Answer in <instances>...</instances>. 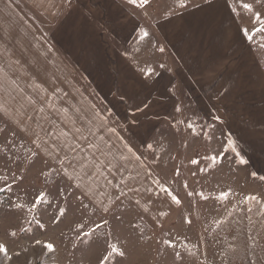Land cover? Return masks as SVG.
Returning a JSON list of instances; mask_svg holds the SVG:
<instances>
[{"label": "crops", "instance_id": "0c3cea01", "mask_svg": "<svg viewBox=\"0 0 264 264\" xmlns=\"http://www.w3.org/2000/svg\"><path fill=\"white\" fill-rule=\"evenodd\" d=\"M26 1L40 14L34 20L0 0V123L72 190L125 167L134 200L164 199L115 120L148 138L184 105L222 122L264 172V59L233 0L167 15L156 12L159 0Z\"/></svg>", "mask_w": 264, "mask_h": 264}, {"label": "rangeland", "instance_id": "374dc122", "mask_svg": "<svg viewBox=\"0 0 264 264\" xmlns=\"http://www.w3.org/2000/svg\"><path fill=\"white\" fill-rule=\"evenodd\" d=\"M10 1L33 20L40 16L26 0ZM204 1L154 4L167 15ZM233 2L264 59V0ZM196 112L194 105L176 106L148 138L115 120L162 183L163 203L134 200L125 167L104 169L110 181L83 178L72 190L0 123V243L7 248L0 264H264V172L222 122ZM134 187L148 194L146 186Z\"/></svg>", "mask_w": 264, "mask_h": 264}, {"label": "snow or ice", "instance_id": "6c2138e0", "mask_svg": "<svg viewBox=\"0 0 264 264\" xmlns=\"http://www.w3.org/2000/svg\"><path fill=\"white\" fill-rule=\"evenodd\" d=\"M129 2H130V3H136V0H129ZM140 2H141V5H143V4H147V3H148V0H140ZM180 3H181V6H184V4L186 3V0H180ZM256 3H257V4L261 3V0H256ZM243 8H245V9L251 11V10H252V5L249 4V3H243ZM255 17H256V20H257V21H261V20H262V17H261V13H260V12H256V13H255ZM262 27H264V24H262ZM255 31L258 32V31H260V29H256ZM145 35H147V33H145ZM245 35H247V38H248L249 40H252L253 37H252L251 35H248V30H245ZM149 71H150V70H149ZM222 196H226V194H225V193H222ZM37 199H39V197H38ZM173 199L176 200L177 203L180 202L176 197H173ZM246 199L255 200L256 197L251 196V197H246ZM17 207H20V205H17ZM37 223H39V222L37 221ZM12 235H16V233L13 232ZM37 243H40V241H37ZM46 247H47V249H48L49 251H51V250H53V247H54V246H53V244H51V243H47V244H46ZM0 252L4 253L5 256H7V248H6V246H5L4 244H2V243H0ZM121 255H123V253H121ZM8 259H11V257H8Z\"/></svg>", "mask_w": 264, "mask_h": 264}]
</instances>
